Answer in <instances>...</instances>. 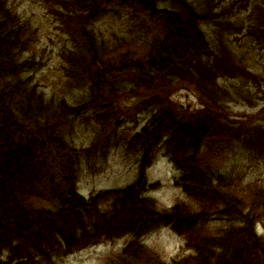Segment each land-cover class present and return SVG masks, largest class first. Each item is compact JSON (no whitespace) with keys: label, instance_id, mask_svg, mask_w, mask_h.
Here are the masks:
<instances>
[{"label":"trees","instance_id":"1","mask_svg":"<svg viewBox=\"0 0 264 264\" xmlns=\"http://www.w3.org/2000/svg\"><path fill=\"white\" fill-rule=\"evenodd\" d=\"M195 1L45 0L67 33L59 79L70 89L67 100L38 78L44 60L35 20L0 0V264H60L120 240L103 264H264V181L237 171L227 155L245 149L252 167L264 165V67L258 74L235 66L221 33L246 11L248 32L235 26L236 40L251 37L264 60V0ZM224 79L263 105L254 116L262 119L247 122L252 127L236 126L225 109ZM186 88L199 100L194 111L171 99ZM129 99L134 118L151 114L126 140L140 155L142 179L86 197L80 176L92 154L108 156ZM90 129V146H79ZM159 155L174 166L187 198L172 208L148 195L161 183L143 179ZM213 221L220 225L210 227ZM162 228L180 236L188 253L166 261L150 247L146 238Z\"/></svg>","mask_w":264,"mask_h":264},{"label":"rangeland","instance_id":"2","mask_svg":"<svg viewBox=\"0 0 264 264\" xmlns=\"http://www.w3.org/2000/svg\"><path fill=\"white\" fill-rule=\"evenodd\" d=\"M15 6L20 7L24 13L32 17L35 20V25H38L41 29V40L42 47L39 49L38 57L43 58L44 67L43 71L38 74V78L41 83L49 90L51 88L57 95L65 96L71 99L70 89L68 87H61L59 83L60 79V60L61 50L64 46L63 40L66 38L67 33L61 30L55 23L53 15L48 11L45 0H11ZM195 1V2H202ZM218 11L220 9H217ZM246 11H242L238 17L231 16L232 26L229 29L222 30L223 39L227 46L233 52V61L236 62L235 66H244L250 68L253 73H260L264 67V60L261 58V54L254 45L255 41H251V37H245L242 35L240 41L236 39L240 36L238 34L237 27L243 28V33H247V26L249 19L246 17ZM230 17H226L229 19ZM109 29H112L108 26ZM208 31L212 38L215 37V27L213 22L207 23ZM218 41V36L215 37ZM258 47V46H257ZM259 49V48H258ZM249 82L250 87H254V91L258 90L257 86L253 82ZM223 88L228 91L230 95L226 96L225 109H229L231 113V119L236 120L235 125H249L247 122L252 124L260 119L261 117H254L260 109L263 107L262 104L254 105L249 103L245 98L237 95L234 82L231 79H224L221 81ZM241 83V82H240ZM264 88V82H263ZM66 91H65V90ZM253 91V92H254ZM74 95L79 98V93L73 91ZM174 102L181 104L186 110L194 111L200 104L195 92L191 89H181L173 92L172 98ZM74 104L73 102L69 101ZM136 102L135 99H129V101L122 100V106L128 105V108L122 116L126 120L117 125V134L113 140L114 144H111L108 148V156L104 159L99 160L96 153L92 154L90 158L96 157L93 160L91 168H85L79 181L80 192L89 197L91 194L97 193L100 190L125 187L128 184H134L140 177L139 175V157L140 155L126 147V140L131 135L138 132L142 126H144L151 118L149 112H143L138 114L135 118L132 116L133 109ZM131 109V111H129ZM129 113L130 116L126 117ZM254 117V118H253ZM259 122H264L260 120ZM94 137V132L90 129L86 131L78 140L79 146L89 147ZM100 144L102 143L97 138ZM242 152L240 156L238 153ZM245 149H238L237 152L234 150L228 151V156L232 162L237 164V171L246 172L250 176L257 177L264 181V165L261 163L258 167H252L254 164L249 163L246 159L247 156L244 154ZM236 154V155H235ZM177 172L164 156H158L151 167L148 168L146 178L148 184L161 183L156 191L149 192L150 197L154 198L160 208H172L179 200L186 201L181 190L175 185V176ZM220 225V221H213L210 227L216 228ZM261 232V230H260ZM126 240H120L115 243L99 244L83 249L69 257L65 258L60 264H103V259L108 255L117 252L125 244ZM146 243L161 253L166 261H170L177 256L188 253L185 249L184 240L175 234L169 228H162L146 238Z\"/></svg>","mask_w":264,"mask_h":264}]
</instances>
